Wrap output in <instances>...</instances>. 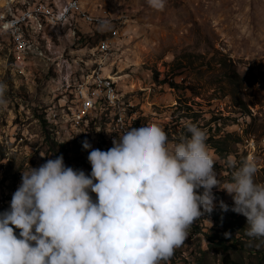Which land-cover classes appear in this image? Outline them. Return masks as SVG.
I'll use <instances>...</instances> for the list:
<instances>
[{"label": "rangeland", "instance_id": "1", "mask_svg": "<svg viewBox=\"0 0 264 264\" xmlns=\"http://www.w3.org/2000/svg\"><path fill=\"white\" fill-rule=\"evenodd\" d=\"M5 1L0 0V9ZM19 1H43L57 10L70 2ZM79 3L103 23L88 25L74 14L71 26L57 35L50 29L41 35L49 42L46 47L29 42L32 49L20 65L12 54L13 42L0 38V84L6 100L0 105V212L8 209L21 172L30 166L62 154L66 166L90 173L91 149H82L81 139L90 129H78L71 139L65 132L57 137L47 118L57 114L63 120V103L56 100L62 83L71 73H90L95 64L116 83L132 113L140 112L138 120L160 125L170 141L188 135V122L202 128L221 182L229 181L234 171L226 163L229 158L239 167L254 157V179L264 183V0H163L159 8L147 0ZM101 41L109 45L105 56L95 52ZM104 127L100 121V129ZM106 133L95 130L98 148L105 151L112 143ZM212 192V212L191 224L185 243L166 264H264V239L246 236V218L231 211V196L216 187ZM220 201L229 210L223 211Z\"/></svg>", "mask_w": 264, "mask_h": 264}, {"label": "clouds", "instance_id": "2", "mask_svg": "<svg viewBox=\"0 0 264 264\" xmlns=\"http://www.w3.org/2000/svg\"><path fill=\"white\" fill-rule=\"evenodd\" d=\"M147 3L163 6V0ZM4 93L0 84V105ZM184 127L188 135L170 141L155 122L128 123L106 151L85 139L87 175L66 166L62 154L22 171L8 209L0 212V264H166L191 224L212 212L213 187L230 195L231 211L246 218L245 235L264 239L256 159L236 167L229 158L234 171L221 182L206 132L191 122Z\"/></svg>", "mask_w": 264, "mask_h": 264}, {"label": "bare ground", "instance_id": "3", "mask_svg": "<svg viewBox=\"0 0 264 264\" xmlns=\"http://www.w3.org/2000/svg\"><path fill=\"white\" fill-rule=\"evenodd\" d=\"M34 10L36 11V15L29 18V27L24 28L23 39H28L29 36L33 37V35L36 37H40L41 35L43 36V34L48 35V29H50L53 33L55 32L57 35L56 31H60L66 26H71L70 17L74 14H78L80 19L88 25L98 22L103 23V20L96 19L84 12L81 9L79 0H70L68 5L61 10H57L43 1L28 4L19 0H7L4 4H2V9H0V26L1 24H12L15 20H19L20 17L29 16V14H32ZM8 35H10V28H0V38L3 40L5 39V41L8 42H13V39L8 38ZM47 37H51V39H53V36ZM30 45L31 44L29 42L25 44V52L20 53V60H25L28 50L32 49ZM108 46L107 42L101 41L95 49V52L100 56H105L109 51ZM92 68V70L90 69V73H83L81 76L76 75V73H71L65 79L64 83H62L60 92L62 93L67 90V97L69 98L68 101H74V96L77 95V88L67 89V85L86 86L87 84H94L95 79H101L102 85L107 88L103 89L101 94L98 95V105L103 109L100 121L105 122V127L103 129L99 128L95 130L97 131V134L106 131L107 137L113 138L119 133L121 128L128 123H139L140 120L137 118V113H132L133 111L130 110V106L125 105V99L122 100L118 98L117 103H113L111 101L118 90L116 91L114 86L115 84L110 80V78H106L101 75V65L95 64L92 65ZM62 107L64 117L61 115V118H63V120H60V117H58L57 114H54V118L51 116L47 118L48 122L55 129L57 137H60L61 132H65L66 128L73 127L71 132L72 134H77L78 129H83L84 131L90 129V121H85V118H76L75 112L69 107L68 103H63Z\"/></svg>", "mask_w": 264, "mask_h": 264}, {"label": "built area", "instance_id": "4", "mask_svg": "<svg viewBox=\"0 0 264 264\" xmlns=\"http://www.w3.org/2000/svg\"><path fill=\"white\" fill-rule=\"evenodd\" d=\"M36 15L34 10L32 14L26 17H20L19 20H15L12 24H1L0 28H10V35L8 38L13 39L12 54L16 58L17 64L20 65V53L25 52V44L28 42H35V46L49 45V42L42 41L41 36L39 38L23 39L24 28L29 27V18ZM109 47V46H108ZM101 51V50H100ZM99 51V52H100ZM77 88V95L74 96V101H67V90L57 95V99L60 103H68L69 107L75 112L76 118H85V121H90V130H88V136L82 137V140H89L94 142V148H98L97 137L95 136V129L100 128V118L102 113V107L98 105V95L101 94L103 89H107L102 85L101 79H95L94 84H87L86 86H68L67 89ZM118 98H121L117 94L113 96V103H117ZM137 117H140V112H137ZM72 128H66L65 136L70 137ZM74 140V139H72ZM83 149V148H82ZM82 149H79L80 151Z\"/></svg>", "mask_w": 264, "mask_h": 264}, {"label": "trees", "instance_id": "5", "mask_svg": "<svg viewBox=\"0 0 264 264\" xmlns=\"http://www.w3.org/2000/svg\"><path fill=\"white\" fill-rule=\"evenodd\" d=\"M18 231H19V230L16 229V232H17V233H18ZM221 244H222V242H220V241L217 242V245H221ZM227 258H228L227 255H225V256H224V261H225V262L227 261Z\"/></svg>", "mask_w": 264, "mask_h": 264}, {"label": "crops", "instance_id": "6", "mask_svg": "<svg viewBox=\"0 0 264 264\" xmlns=\"http://www.w3.org/2000/svg\"><path fill=\"white\" fill-rule=\"evenodd\" d=\"M81 3H82V0H81ZM83 5V4H82ZM88 11H95V10H89V9H87ZM115 85H116V83H114ZM116 87H117V85H116Z\"/></svg>", "mask_w": 264, "mask_h": 264}]
</instances>
